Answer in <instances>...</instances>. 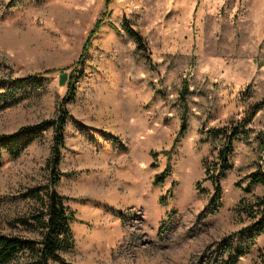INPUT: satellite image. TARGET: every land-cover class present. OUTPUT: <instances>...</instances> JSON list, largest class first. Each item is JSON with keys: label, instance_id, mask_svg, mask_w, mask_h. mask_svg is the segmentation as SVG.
<instances>
[{"label": "rangeland", "instance_id": "374dc122", "mask_svg": "<svg viewBox=\"0 0 264 264\" xmlns=\"http://www.w3.org/2000/svg\"><path fill=\"white\" fill-rule=\"evenodd\" d=\"M30 76L0 108V135L55 119L69 97L55 187L76 219L65 264H217L215 243L251 223L243 209L264 197L244 192L264 162V0H0V86ZM260 102L209 215L205 165L222 139L208 130ZM54 132L18 157L0 150V234L40 237L21 220L39 206L28 191L49 180ZM237 264H264V236Z\"/></svg>", "mask_w": 264, "mask_h": 264}, {"label": "trees", "instance_id": "16d2710c", "mask_svg": "<svg viewBox=\"0 0 264 264\" xmlns=\"http://www.w3.org/2000/svg\"><path fill=\"white\" fill-rule=\"evenodd\" d=\"M110 1L106 0L107 5ZM124 28L134 37L139 49L146 51L144 39L130 27L127 21H124ZM36 77L11 79L10 82L13 83V86L10 88L0 86V108L13 104L17 90L34 83ZM78 77L80 76L74 73L73 81L77 80ZM73 81L69 82L70 97L75 93ZM187 91V88L182 91V98H185L184 94ZM68 98L64 97L58 116L55 119L45 120L36 125L24 126L16 132L0 135V150L4 149L10 156L18 157L37 135L50 128L55 131L51 156L47 162L49 180L44 186H38L28 191L27 196L35 200L39 206L33 210L27 220H21L29 229L38 230L40 237L33 239L0 234V264H65L64 253L74 247L75 241L71 224L76 220L75 213L67 206V197L55 189L62 174L59 166L62 161L65 126L70 117L69 111L64 106ZM262 105L263 102L254 104L249 114L239 125L208 130L207 135L222 139V144L217 151V162L205 165V179L210 181L213 186L210 205L206 208L209 215L218 213L222 207L221 180L225 173L232 169L233 141L245 133L243 129L253 121ZM186 129V119L182 117L178 136L183 135ZM165 172H168V169ZM162 178L164 176L158 177L155 183L162 182ZM248 180V185L244 188L245 193H250L251 187L256 185L264 188V162L260 164L257 171L248 175ZM199 191L204 192L201 189ZM243 212L251 223L238 232L225 235L215 243L214 247L217 248L216 251L219 252V255L214 263L237 264L249 252L255 239L264 236V197H257L253 203H248Z\"/></svg>", "mask_w": 264, "mask_h": 264}]
</instances>
